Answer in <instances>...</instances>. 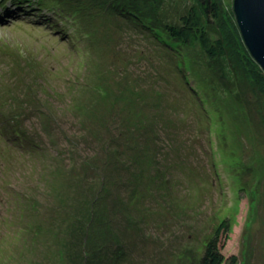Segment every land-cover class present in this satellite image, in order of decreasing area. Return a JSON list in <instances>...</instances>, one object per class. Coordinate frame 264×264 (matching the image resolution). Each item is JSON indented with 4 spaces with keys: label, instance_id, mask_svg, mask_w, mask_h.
I'll return each instance as SVG.
<instances>
[{
    "label": "rangeland",
    "instance_id": "1",
    "mask_svg": "<svg viewBox=\"0 0 264 264\" xmlns=\"http://www.w3.org/2000/svg\"><path fill=\"white\" fill-rule=\"evenodd\" d=\"M65 1L0 4V102L21 126L0 128V264H197L221 219L222 255L264 264V73L197 43L185 88L145 26L195 0H131L137 30L127 0H75L74 20Z\"/></svg>",
    "mask_w": 264,
    "mask_h": 264
},
{
    "label": "trees",
    "instance_id": "2",
    "mask_svg": "<svg viewBox=\"0 0 264 264\" xmlns=\"http://www.w3.org/2000/svg\"><path fill=\"white\" fill-rule=\"evenodd\" d=\"M7 1L8 0H4V2ZM9 1L10 3L18 6L20 9L23 7L22 4L29 3V0ZM16 1H19L21 4H16ZM127 1L130 2L128 7L130 9L125 8L124 10H120V14L121 16L127 14L131 24L133 25V28H136L137 30L139 29V25L143 23L142 17H145V15L141 13L139 9L133 7V4L131 5V3H133L131 0ZM65 4L66 8L68 9L66 16H69L72 18V20H74L75 16H77V12L73 10V8L76 6L75 0H66ZM101 4H103V2L99 4L89 3V9L87 8L86 16L94 14L91 12L92 9L93 12L95 10L101 12L96 8L97 5ZM69 10L71 11L69 12ZM185 10L186 11L183 12L177 19L175 18L173 21L168 20L167 23L164 21L159 23L158 28L157 26H145L149 28L150 31H152V34H156L157 38L159 37V39L172 47L171 49H173V51L171 58H173L172 61L177 67L176 73L179 77V81H183L185 88L188 84L187 81L190 79L189 77H192L194 72L191 63L188 61L186 62L185 60L187 56L185 53L187 49L194 47V45L197 43L200 44L202 54L205 55V58H207L209 62H216L219 59H223L227 55L229 56V54L233 53L237 55L239 59L244 61L243 64H245V66L243 65L242 68L245 69V71L250 69L252 73H255V75L258 77L263 78L261 74H263L264 71L259 67V64H256L250 53H248L244 41H242L241 32L238 30L237 21L234 15L233 0H195L194 4L191 6H186ZM101 13V16L97 14H94L93 16L98 17L101 20L106 19V11L103 10ZM149 18L150 22H154V17ZM212 24L215 29L225 31L227 40L222 37V35H218L217 38L211 39L210 32L207 31L206 28ZM70 43H72V41ZM23 58L24 60L18 56L19 62L21 64L16 61H14V63L19 64L20 68L21 66H26L29 73H34L37 66L32 67L33 62H29V58L25 57V54ZM2 66H4V63L0 60V69ZM6 66L7 63H5V67ZM252 67L256 68L258 72L252 69ZM25 76L31 78V87L33 89L42 87V84L39 81L36 82L32 76ZM247 79L251 83H253V81L258 82L260 80V78H255L253 75L250 77L247 76ZM261 89L264 91V87ZM13 102L14 100L12 97L9 98L8 104H2L0 102V128L6 125L9 130L13 125L12 131H14L15 134L16 129L18 127L21 128V126L17 121H15V118L19 119L20 117L15 113L13 108L9 107ZM208 123L211 126V124L214 122L209 120ZM215 164L217 167L216 162ZM216 173L218 179H220L219 171L217 170ZM219 221V225H217V227L214 229L211 237H209L208 240L203 244V252L197 264H237V258L234 256L225 258L221 253L220 243L222 239H224L228 234L230 230V224H228V220L221 219ZM84 256L86 258L88 257V254L85 252Z\"/></svg>",
    "mask_w": 264,
    "mask_h": 264
},
{
    "label": "water",
    "instance_id": "3",
    "mask_svg": "<svg viewBox=\"0 0 264 264\" xmlns=\"http://www.w3.org/2000/svg\"><path fill=\"white\" fill-rule=\"evenodd\" d=\"M233 8L242 41L264 71V0H233Z\"/></svg>",
    "mask_w": 264,
    "mask_h": 264
},
{
    "label": "bare ground",
    "instance_id": "4",
    "mask_svg": "<svg viewBox=\"0 0 264 264\" xmlns=\"http://www.w3.org/2000/svg\"><path fill=\"white\" fill-rule=\"evenodd\" d=\"M62 1V0H61ZM5 3V4H4ZM8 3H9V0H8ZM0 4L1 5H6V2H4V0H1L0 1ZM0 5V6H1ZM5 8H8V7H5ZM29 19V18H28ZM30 20V19H29ZM49 24H50V21L48 22ZM156 26H157V28H158V26H159V24H156ZM176 48V47H175ZM252 69H254V70H256L257 72H258V70L256 69V68H254V67H252ZM14 135H17V136H20V134L16 131V133L14 134Z\"/></svg>",
    "mask_w": 264,
    "mask_h": 264
}]
</instances>
